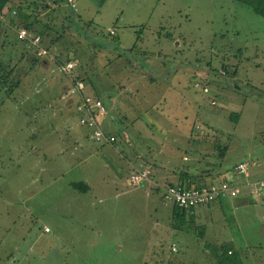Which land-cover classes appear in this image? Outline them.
I'll return each instance as SVG.
<instances>
[{
  "label": "rangeland",
  "instance_id": "1",
  "mask_svg": "<svg viewBox=\"0 0 264 264\" xmlns=\"http://www.w3.org/2000/svg\"><path fill=\"white\" fill-rule=\"evenodd\" d=\"M10 1L9 18L17 19L19 10L30 14L29 21L39 18L34 22L38 28L46 21L53 24L52 11L39 17L23 0ZM75 1V13L91 22L89 31L96 35L114 29L109 32L120 48H99L84 39L81 18L75 19V28L66 29L71 47L62 56L70 49L77 53L89 93L94 94L91 80L96 90L113 91L117 99L111 114L124 122L138 119L130 126V140L118 136L111 160L92 173V182L87 180L95 187L85 193L71 187L72 179H87L81 163L89 146L71 152L74 144L60 123V103L71 102L62 88L70 80L55 61L57 46L44 36L47 61L32 64L34 49L16 34L23 25L0 28L3 72L10 81L20 79L11 96L2 100L0 94V264H216V241L238 244L243 232L260 237L252 204L238 212L233 205L213 206L210 218L201 220L213 223L204 235L194 228L177 232L163 214L169 202L159 201V193L150 189L173 180L166 160H176L191 127L193 136L206 140L209 156L226 163L244 158L254 170L264 163V0H257L259 12L243 0ZM57 10L70 13L63 3ZM57 19L56 26L69 23ZM234 68L236 75L231 74ZM143 157L165 160L163 167L146 166L149 188L126 183L131 171L148 164H140ZM59 170L66 171L56 177ZM239 214L242 223L233 218ZM173 242L176 252L170 250ZM251 255L239 261L264 264V252Z\"/></svg>",
  "mask_w": 264,
  "mask_h": 264
},
{
  "label": "crops",
  "instance_id": "2",
  "mask_svg": "<svg viewBox=\"0 0 264 264\" xmlns=\"http://www.w3.org/2000/svg\"><path fill=\"white\" fill-rule=\"evenodd\" d=\"M15 1L18 2V4L21 3V0H14V2ZM23 2H25L27 4V6H29V7L33 6L34 8H36L37 9L36 12L37 11L40 12V13L37 12L39 17H42V14L45 15V13H48L51 10H53V12H51L54 14V19H55V20L53 19V23H54V21H60L57 18H66L67 19L65 12H61L59 10H56L58 8V5H60L61 3H63V5L69 9V5L67 4V2L65 0H63L59 3H54V0H23ZM5 3L3 5V12L0 14V20H2V22L4 24L3 27L1 26V29H4V30H6V28L12 27V26H10V23H11V20L13 19V18H9L7 16L8 12L12 13V11H13L12 10L13 4H11L10 0H8L6 5H5ZM44 5H46L47 7H42ZM68 14L70 15L69 12H68ZM81 18H83V17H81ZM21 19H22V17L21 18L18 17L14 21L16 23H18V22L22 21ZM83 19L86 20L85 18H83ZM59 23H60V25L63 24V22H59ZM20 24H21V22H20ZM21 27H24V26H21ZM30 32H31V35H33L34 33L39 34L37 32L32 33L33 31H30ZM115 33H116V31H115ZM3 34L5 35L6 32H3ZM118 46H119V39H118ZM107 48L112 50V48H110V47H107ZM119 48H120V46L118 47V49ZM118 53H116L115 55L117 56ZM31 54L33 56L35 55L33 50H31ZM39 58L46 60L45 59L46 57H39ZM164 58L166 59L165 56H164ZM92 61L93 60H91V62ZM132 67H133V65H132ZM79 69L77 68L76 71L80 72ZM93 71H97V74H98L99 70L95 69ZM165 73L168 75L169 72L166 70ZM149 79H151V77H149ZM154 81H156V79H154L152 77V82H154ZM66 84L67 83H64L62 85V88L64 91H65ZM90 85L94 86V83L91 81ZM93 86H92L93 93L95 95L99 96L103 100V102L107 108V111L104 114H102L100 116V119H99L100 125L102 126L103 130L107 133L114 134L117 137V140H118V136H120V135H121V138H119V139H122V137H123L125 139V141L130 140L129 133H130L131 127L134 125L135 120H137L138 118H131L128 121L124 122L123 120L120 119V117L115 116L114 114H111L112 109H114L113 106L116 104V99H117L116 96H114L113 91L109 92L108 89H107V91H105V89L102 87L100 88L101 90L100 89L96 90V88H93ZM86 89H87V87H86ZM109 100H110V102H109ZM69 102H71V103H68V106L65 103H60V105L64 106V110L61 112L60 123L63 125V129L65 131V134L68 135L69 138L72 140V145L74 144V149L71 152L76 153V152L80 151V148H82L81 150H86L85 148L87 146H89L88 153L84 156V162L81 163L86 168V170L88 171V174H86V178H87L86 181L83 179V182L85 181L84 183L87 185V188H86V190H80V191L84 192V193L90 192L91 191L90 189H92V187L94 188L95 184H92V183L89 184L87 180H90V182H92V180H91L92 173L97 172L99 170V168L105 164V161L108 157H109V160H111L110 159L111 153H109V151L112 148H116V145H107L106 143H99L97 141H94L90 135V129L87 126L79 123L78 115L76 113L74 103H72V98H70V97H69ZM125 105L128 106L127 103H125ZM126 109H127V107H126ZM142 109H145V108H142ZM73 115H74L75 119L77 120V124L74 121ZM194 125H195V123H194ZM55 126H58V124H55ZM81 126H83V127H81ZM129 127H130V129H128ZM189 129L191 130V132L189 134H187V133L185 134V139H184V143H183L184 147L181 151H179V154L178 153L176 154V156H175L176 160H173L172 163L169 161V159L166 160V162L168 163V166L165 169H168L171 172L168 176H170V177L173 176V178H172L173 180H170L167 183L179 182L177 170L180 168L183 169L186 167L191 172V176H190L191 180H196V181H212V180H214L215 181V180H218L220 178H227V179L229 178V179H232L234 182L243 183L245 181V178L242 177L241 174H238L235 170L236 164L240 161H246L248 163V167H249V170L251 173L250 178L248 180L252 181V180H256L258 178L264 177V163L263 162L259 161L257 163V169L254 170L251 163L244 158H240L236 161H230L229 163H226L222 159H220L219 156H213V155L209 156L208 152H204L205 147L208 146L204 137L201 139L197 135L193 136L194 135L193 134V128L191 127ZM203 134H208V132H204ZM201 137H202V135H201ZM191 144L192 145L195 144V146H193L192 150H191L193 152H187L188 147L191 148ZM122 145H124V144H122ZM117 152H119V151H116V156H117ZM85 153H86V151H85ZM161 153H163V152H161ZM120 156H122V155L120 154ZM139 156L140 157L143 156L142 151L139 152ZM163 157H164V154H163ZM155 161L156 160H153V159L150 161L149 158H144V157L140 158V160H139L140 164H142L143 166L146 163H148L144 167H146V166L150 167L153 165V163H156V164L163 167V165H164L163 163H165L164 162L165 160L159 161L158 163ZM144 162H145V164H144ZM128 164L131 166H134L133 162H131V161H128ZM177 167H179V168L177 169ZM173 168H176V169H173ZM65 171L66 170H59L56 177H61L62 173H64ZM128 178H129V176L126 179V183L129 185H132V183H130L128 181ZM148 179L141 181L138 185L139 186L140 185L148 186V184H149ZM73 180L74 179H72L68 183V185H70L71 187H73L71 185V182ZM78 181H82V180L80 179ZM136 185L137 184H134L133 186H136ZM148 188H149V186H148ZM151 188H153V190L150 189L152 192H158L159 193V196H160L159 201L166 202L165 200L162 199V186L160 184L157 185L155 188L154 187H151ZM116 191H117V189H116ZM146 193H148V191ZM251 204L254 206V208H257L258 215H257L256 219H257V221H259V225L261 227V234L262 235L260 237H258L255 234H252V233L246 234L245 232H243V233H241V237H240L241 240H239L238 244L231 243V240H229V242L225 244V246L227 248V253L230 255V259L232 261H234L236 264H238L237 262L241 259L253 257L251 255L253 252L254 253L259 252V251L264 252V230H263V226H264V189H262L261 195L259 196V198H253L251 195L248 194L247 189H246L242 194H240L236 197H228V198L221 199V200L219 199V200L213 201L212 203H210L208 205H204V206L203 205L194 206L192 208V210H189V212L187 213V217L190 221L198 222V225H197L195 231L198 235H202V234L204 235V233H206L207 230L211 229V224H213V223H211L209 220L207 222L201 223V220L202 221L205 220L206 217H207L206 219L210 218L211 214H209L207 212H208V210H212L213 206H220L221 208H223V206L231 207V205H233L234 209H236L238 212V211H240V208H244V207L251 205ZM168 207L169 208L165 207L163 209V210H165L163 212V214L165 215L164 217H166V216L168 217V223L171 225L172 203L169 202ZM233 218H235V220L238 219V222L242 223V221L244 220V215L239 214V216H236V217L233 216ZM211 219H212V217H211ZM175 229H177V232L179 230H181L179 228H175ZM179 237L183 241L184 237L182 236V233L180 234ZM226 237H228V236H226ZM232 238L234 239L233 236H232ZM261 238L263 240H261ZM226 239H229V237ZM184 241H186V240H184ZM222 242H225V240H222V241L218 240L215 242V244H213V247L215 249L217 248L216 249L217 251L214 255L216 264H220V263L221 264H223V263L227 264L223 260V258L226 256V254L223 251V248H222L223 246H220V244ZM214 245H216L218 247H216ZM238 251H241V252L244 251L246 255L244 257L239 256ZM239 263L244 264L243 261H239ZM148 264H153V261L149 262ZM164 264H167V262H165ZM175 264H183V263L179 262V263H175Z\"/></svg>",
  "mask_w": 264,
  "mask_h": 264
},
{
  "label": "built area",
  "instance_id": "3",
  "mask_svg": "<svg viewBox=\"0 0 264 264\" xmlns=\"http://www.w3.org/2000/svg\"><path fill=\"white\" fill-rule=\"evenodd\" d=\"M67 4L76 9L75 0H65ZM113 32V29L109 30ZM17 36L24 40L34 49L37 57L48 55V49L41 44L40 34L31 35L27 28L19 27L16 29ZM79 66L77 59L72 58L61 63L60 70L69 78L70 83L65 86V92L70 98L80 124L90 129V135L94 141L99 143L113 144L116 137L107 133L100 125L99 119L102 114L107 111L103 100L92 93L87 92V84L84 79L77 77L76 68ZM195 86H200L199 80L194 81ZM203 91H208V85H202ZM235 170L245 178L243 183L234 182L232 179L220 178L216 181L206 183L201 186H187L180 182L166 183L162 186V197L170 203H176L182 206L208 205L216 200L228 197H236L242 194L246 189L253 198H259L262 189H264V177L256 180H248L250 178V170L246 161H240L236 164ZM150 174V168L143 167L131 171L128 181L132 184H138ZM171 251H177L176 243L170 245ZM167 264H171L167 262Z\"/></svg>",
  "mask_w": 264,
  "mask_h": 264
},
{
  "label": "trees",
  "instance_id": "4",
  "mask_svg": "<svg viewBox=\"0 0 264 264\" xmlns=\"http://www.w3.org/2000/svg\"><path fill=\"white\" fill-rule=\"evenodd\" d=\"M5 0H0V14L3 12V5ZM63 0H54V3H59ZM245 2H249L251 3V6L255 7L256 11L259 12V3L257 0H243ZM256 1L257 3L256 4H253L252 2ZM13 6V5H12ZM17 7H19V5H17ZM42 7H47L46 5L42 6ZM45 9V8H44ZM55 9V8H54ZM57 10V9H56ZM69 10H70V15H66L67 16V20H69L66 25L65 24H62L61 27L59 26H56L53 24H51L50 22L46 21V22H43V23H40L41 26H39V28L37 27V25L34 24L35 20H39V18H34L33 21H29L27 18L29 17V13L27 12H20L19 10L15 11V15L19 18L22 17V21L21 24L19 23H16L14 20L16 19H12L11 20V25L12 26H17V25H23L25 28L28 29L29 33L31 34L30 31H33L32 33L34 32H37L40 34L41 36V41L43 39L44 36H50V39H49V44L50 45H53L55 44L57 46V53L54 57H55V61L56 63H63L64 61H67L69 59H72V58H75L78 60V62L81 63V60L80 58L77 56V53L74 52V49L73 50H69V51H66L67 54H66V57L64 58L62 56V52L64 49H68V47L70 48V40L67 38H64V35L66 34V29H70V28H75L74 26V21L75 19L79 21V19L81 20V17L79 14L75 13V9L71 8L69 6ZM53 12V10H51ZM50 13V12H48ZM79 25L82 26V30H79V34L82 35V37L90 42H92L95 46L101 48V47H110L114 50H118V38L114 35H112L113 33H110L108 31L107 34H99L97 33L96 35L91 33L89 31V27L91 25V22L90 21H86V20H83L81 22H79ZM1 28V26H0ZM35 35V33L33 34ZM67 36V35H66ZM59 38H63V41L59 40ZM42 42H45L46 43V48L48 49V42L47 41H42ZM135 45L132 46V48L134 47ZM35 57H32L30 59L31 63H36L38 60H39V57H37L36 55H34ZM79 63V67H77L78 69L79 68H82L81 64ZM134 67V65H133ZM222 67L224 68V71L225 72H229L228 71V66L225 65V64H222ZM76 68V69H77ZM3 65L0 63V94H1V91L3 92V94L1 95V99L3 100V98L5 97H9L11 96V92H12V89L15 85L18 84V82L20 81V79H17L16 81H10L8 79L9 75L4 73L3 72ZM88 70V69H87ZM86 70V72H87ZM82 72H77V77L81 78V79H84L83 78V75L81 74ZM231 74L233 75H236V69H232L231 70ZM92 78V77H91ZM90 78V80H91ZM92 81V80H91ZM237 112H234L231 114L232 117H237ZM112 134V133H110ZM114 135V134H113ZM115 136V135H114ZM116 137V136H115ZM117 138V137H116ZM116 142H117V139L116 141L113 143V144H109V145H116ZM179 167H177L178 169ZM173 169H176V168H173ZM178 171V179H179V182L181 184H184V185H187V186H201V185H204L206 183H209V182H212V181H196V180H191L190 179V176H191V172L188 170V168H180L177 170ZM216 181V180H215ZM71 185L78 189V190H86L87 188V185L83 182V181H78V180H75V181H72L71 182ZM163 190V189H162ZM249 195H251L249 192H248ZM252 196V195H251ZM253 197V196H252ZM163 198V197H162ZM194 206H182V205H179V204H176V203H172V215H171V226L173 228H179V229H184V228H194V230L196 229L197 225L195 224V221H190L187 217V213L189 212V210H192ZM184 222H187V226H184L183 223ZM196 232V231H195ZM223 251L225 252L226 256L223 258V260L227 263V264H236L234 261H232L230 259V255L227 253V248L226 246H223Z\"/></svg>",
  "mask_w": 264,
  "mask_h": 264
}]
</instances>
